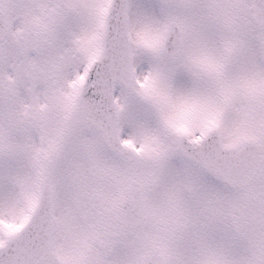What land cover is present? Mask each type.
<instances>
[{"label":"snow or ice","instance_id":"snow-or-ice-1","mask_svg":"<svg viewBox=\"0 0 264 264\" xmlns=\"http://www.w3.org/2000/svg\"><path fill=\"white\" fill-rule=\"evenodd\" d=\"M0 264H264V0H0Z\"/></svg>","mask_w":264,"mask_h":264}]
</instances>
